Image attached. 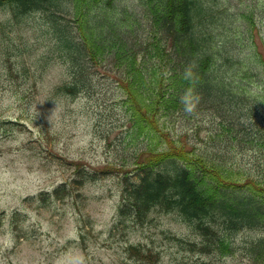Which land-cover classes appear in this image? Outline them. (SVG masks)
Wrapping results in <instances>:
<instances>
[{
    "label": "trees",
    "instance_id": "obj_1",
    "mask_svg": "<svg viewBox=\"0 0 264 264\" xmlns=\"http://www.w3.org/2000/svg\"><path fill=\"white\" fill-rule=\"evenodd\" d=\"M222 1L0 0V24L24 28L44 45L38 62L63 65L58 95L88 102L99 97L102 80L112 79L105 111L121 112L111 125L121 128L120 154L99 170H79L80 187L116 174L121 221L144 224L156 212L174 214L193 234L189 241L170 235L200 257L190 264L236 262V254L237 264H264V57L255 49L244 65L230 30L233 14ZM256 3L238 13L252 27L249 39L256 11L264 21V0ZM189 67L192 82L183 76ZM189 87L191 113L180 101ZM103 121L95 119L96 130ZM178 121L196 143L207 127L205 145L197 148L190 134L177 132ZM109 135L100 138L108 144ZM244 152L254 156L253 172L235 159ZM66 190L62 183L41 195L57 200Z\"/></svg>",
    "mask_w": 264,
    "mask_h": 264
},
{
    "label": "rangeland",
    "instance_id": "obj_2",
    "mask_svg": "<svg viewBox=\"0 0 264 264\" xmlns=\"http://www.w3.org/2000/svg\"><path fill=\"white\" fill-rule=\"evenodd\" d=\"M222 2L233 14L230 30L240 43L237 47L244 51V65L252 59L246 54L255 49L264 57V21L258 11L251 17L252 39L245 35L252 27L238 14L247 5L257 4L256 0ZM2 27L0 24V264H56L69 251L78 252L84 264H190L199 260L180 246L185 243L170 237L185 241L193 237L174 214L156 212L144 224L118 218V175L87 181L82 187L75 180L79 170H99L119 157L115 143L121 128L111 129V125L119 123L121 112L115 109L112 115L105 111L111 77L109 82L101 81L96 89L99 97L91 101L58 95L54 88L63 78L55 86L46 80L56 60L38 62L44 45L24 28L10 23ZM22 44L28 47L21 49ZM105 91L109 92L104 95ZM98 117L104 121L96 130ZM176 127L177 132L190 134L187 139L197 148L205 145L207 127L202 126L198 143L179 121ZM106 131L110 132L108 144L100 138ZM253 157L244 152L235 159L253 172L249 160ZM62 183L67 190L61 199L41 195L51 194ZM131 246L145 253L134 252ZM234 257L236 262L228 257L220 264H237L240 256Z\"/></svg>",
    "mask_w": 264,
    "mask_h": 264
},
{
    "label": "clouds",
    "instance_id": "obj_3",
    "mask_svg": "<svg viewBox=\"0 0 264 264\" xmlns=\"http://www.w3.org/2000/svg\"><path fill=\"white\" fill-rule=\"evenodd\" d=\"M65 69L63 65L59 63L50 66L48 69L46 80L50 83L51 86L58 84L63 78ZM184 79L193 81L194 73L191 67L186 68L184 71ZM181 103L184 105V110L188 113H191L194 110V96L193 88L189 87L183 95L180 97ZM56 264H84L83 257L76 251H69L68 253L60 256Z\"/></svg>",
    "mask_w": 264,
    "mask_h": 264
}]
</instances>
